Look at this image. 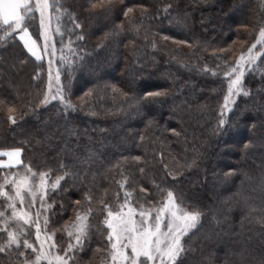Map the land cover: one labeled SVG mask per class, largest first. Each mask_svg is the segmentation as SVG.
I'll use <instances>...</instances> for the list:
<instances>
[{
  "label": "trees",
  "instance_id": "16d2710c",
  "mask_svg": "<svg viewBox=\"0 0 264 264\" xmlns=\"http://www.w3.org/2000/svg\"><path fill=\"white\" fill-rule=\"evenodd\" d=\"M53 3L66 10L57 12L54 8L65 44L72 28L67 13L78 15L83 27L77 32L85 39L76 42L72 54L84 58L83 67L88 71H82L77 60L69 80H65L68 71L62 73V82L70 81L67 95L74 110H65L55 101L44 106L39 101L48 86V61H36L26 52L21 56L12 42L7 47L0 43V100L11 102L0 104V152L21 148L23 163L34 171L57 169L65 161L79 163L76 157L87 161L80 164L81 176L75 187L57 197L53 205L56 212L47 213L54 239L62 238L60 246L67 247L68 226L74 220V209L85 205L86 190L93 191L94 200L100 193L105 194L106 201H112L117 192L123 197L116 183L122 180L123 171L125 175L133 173L139 186L155 199L159 194L154 185L159 184L182 195L190 206L199 205L204 210L203 227L191 241V264H206L208 257L214 264H259L264 259V224L255 217L264 207V65L257 62V71L246 73L244 87L250 95L238 96L235 110L225 112L230 116L231 131L220 136L215 128L227 91L225 61L234 63L255 41L264 15L260 0ZM109 3L112 15H92L103 12ZM129 8L132 11L125 18L123 11ZM144 9L147 12L142 17ZM129 18L139 25L138 34L105 39L115 25L123 22L127 28ZM31 23L35 39L39 35L37 16ZM3 27L0 25V35ZM60 40L58 36L59 54ZM180 40L186 43H176ZM38 43L41 45L42 40ZM64 55L72 61L67 48ZM72 67L69 63V70ZM208 69L218 74L212 75ZM152 90H166L168 95L152 106L148 117L124 103V93L132 96ZM9 115L17 119L16 124L7 119ZM245 144L249 146L245 148ZM136 156L149 161L140 165L145 167L143 174L132 159ZM164 164L173 175L166 176ZM233 169L235 175H226ZM23 170L22 166L0 169V182L5 175ZM59 203L64 204L62 212ZM3 206L0 198V208ZM91 207L98 208L96 203ZM250 207L257 211L250 214ZM104 215L97 210L90 217V242L74 254L70 264H106V234L96 230ZM30 239L36 243L34 232ZM26 256L34 259L30 249ZM0 261L19 264L15 257L8 260L5 253H0Z\"/></svg>",
  "mask_w": 264,
  "mask_h": 264
},
{
  "label": "snow or ice",
  "instance_id": "6c2138e0",
  "mask_svg": "<svg viewBox=\"0 0 264 264\" xmlns=\"http://www.w3.org/2000/svg\"><path fill=\"white\" fill-rule=\"evenodd\" d=\"M259 7L264 14V0H260ZM53 8L57 12H66L63 5L50 3V0H0V25L4 26L0 43L7 47L9 42H12L20 49L21 56H24L26 52L36 61H42L44 55H47L49 57L48 86L42 93L43 98L39 103L47 106L55 101L65 110H74V105L67 95L70 81L68 84L63 83L61 77L67 70L68 75L65 80H69L77 60L81 61L82 71H88L83 67V57L73 54L72 61H68L64 56L65 48L72 53L76 42L85 39L83 34L77 32L82 30L83 26L78 22L77 14L67 13L72 28L68 29L69 39L65 44L64 32L61 31L59 23L57 24L55 32L61 37L59 63H57V47L51 27L52 14L49 11ZM131 11V8L123 11V16L128 18ZM112 12L113 6L109 3L103 12L92 13V15L107 17L112 15ZM146 12L147 9H144L141 16L143 17ZM37 13H39V35L34 39L35 29L30 31V28ZM127 23V28L124 27L123 22L115 25L110 33L105 34V39L112 41L122 34L133 32L138 34L139 25L130 18L127 19ZM41 39L42 46L38 43ZM163 39L170 38L164 36ZM176 43L185 44L186 41L180 40ZM258 45L259 49H257ZM257 62L259 65H264V15L259 21L258 35L251 46L246 51H242L234 63L225 61L223 77L227 82V91L223 97L224 102L216 124V134L225 136L231 131L230 116L226 117L225 111L232 113L235 110L236 97L250 95L244 87L245 77L246 73L253 74L257 71ZM69 63L73 66L71 70L68 68ZM207 71L212 75L218 74L211 69ZM167 95L166 90L143 91L132 96L124 93L126 97L124 103H128L129 107L138 114L143 112L145 117H148L152 106L162 103ZM10 103L7 99L0 100V104L6 106ZM12 111L13 109L9 107V112ZM7 119L12 124L17 123V119L12 115H9ZM143 139L144 137L141 136V140ZM248 146L245 144V148ZM21 153V148L0 152V157L7 158V160L0 159V167L14 168L19 165L24 168L23 172L17 171L11 176L5 175L0 182V198H3L4 202V206L0 208V233L3 234V237H0V253H5L8 260L15 257L19 264H41L42 261H47V264H70L74 254L88 246L93 227L90 217L99 210L105 215L101 224L96 226V230L106 234L104 244V251L108 256L106 264H191L188 259L192 251L191 241L196 232L203 227L201 221L205 215L204 210L199 205L190 206L182 195H177L173 190L161 187L159 184L154 185L159 194V199H155L146 188L139 186V182L131 172L125 175L122 171L120 173L122 180L116 182L123 190V197L117 192L112 201H106L103 198L105 194L100 193V198L94 200L95 194L91 189L84 192L85 205L74 209V220L68 226L72 229L67 233L69 243L67 247H61L63 239L59 241L54 239V231L48 234L49 218L44 213L56 212L53 205L57 204V197L75 187L76 181L81 176L80 164L87 161L82 157H76L79 163L65 161L60 163L57 169L34 171L30 165L23 163ZM132 159L136 162L137 171L143 174L145 167L140 165H147L149 161L142 160L140 156L132 157ZM89 160H91L90 157ZM164 168L168 170L169 165L164 164ZM235 173L236 170L233 169L226 175H235ZM171 175H173L172 170L166 171V176ZM125 185L129 187L126 188ZM75 203L80 205L79 200ZM92 203H96L98 208L93 209ZM18 204L19 207H17ZM63 210L64 204L59 203V211ZM256 211V208H249L250 214ZM259 211L261 215L256 216L255 219L264 224V207H261ZM33 229L39 247L30 239ZM29 249L34 259L27 258L26 252ZM60 252H63V255ZM0 264H4V261H0ZM206 264H214L213 259L206 258ZM259 264H264V259H261Z\"/></svg>",
  "mask_w": 264,
  "mask_h": 264
},
{
  "label": "rangeland",
  "instance_id": "374dc122",
  "mask_svg": "<svg viewBox=\"0 0 264 264\" xmlns=\"http://www.w3.org/2000/svg\"><path fill=\"white\" fill-rule=\"evenodd\" d=\"M54 2V0H50V3H53ZM50 11V13L52 14V22H51V27H52V35H53V39L55 40V41H57V38H58V36H60L59 35V33H56L55 32V29H56V27H57V24L59 23V20L57 19V17H58V15L56 14V13H54V8L53 9H50L49 10ZM36 16H37V18H38V23H39V13H37L36 14ZM59 27H60V23H59ZM60 29H61V27H60ZM258 35V34H257ZM34 38V37H33ZM42 40V39H41ZM43 45V40H42V43H41V46ZM257 49H259V45L257 46ZM59 56H60V54L57 52V59L59 58ZM64 56H66V55H64ZM71 56H73V54L71 53ZM67 57V56H66ZM44 58L48 61L49 60V57L47 56V55H44ZM72 58V57H71ZM71 61V60H70ZM53 67L55 68V63H54V65H53ZM53 87H55V85L53 86ZM236 99H237V97H236ZM225 112H227V111H225ZM24 171V170H23ZM23 171H20V172H23ZM17 172V171H16ZM12 174H10V175H8V176H11ZM20 205L18 204L17 205V207H19ZM9 212H10V210H9ZM47 213L48 212H45L44 213V215H46L47 216ZM41 219H43V217L41 218ZM72 230V229H71ZM194 231V230H193ZM33 232H34V229H33ZM48 234H51V232H48ZM43 236H44V234L42 233V236H41V238L43 239ZM34 237H35V234H34ZM37 243V242H36ZM37 247H39V245H38V243H37ZM41 264H47V261H42L41 262Z\"/></svg>",
  "mask_w": 264,
  "mask_h": 264
},
{
  "label": "crops",
  "instance_id": "0c3cea01",
  "mask_svg": "<svg viewBox=\"0 0 264 264\" xmlns=\"http://www.w3.org/2000/svg\"><path fill=\"white\" fill-rule=\"evenodd\" d=\"M0 159L7 160V158H6V157H0ZM21 160H22V153H21ZM17 167H19V165H18V166H16V167H14V168H17ZM0 169H9V168L0 167Z\"/></svg>",
  "mask_w": 264,
  "mask_h": 264
}]
</instances>
